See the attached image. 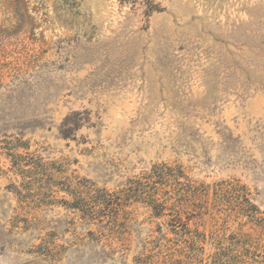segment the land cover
Masks as SVG:
<instances>
[{
	"label": "rangeland",
	"instance_id": "rangeland-1",
	"mask_svg": "<svg viewBox=\"0 0 264 264\" xmlns=\"http://www.w3.org/2000/svg\"><path fill=\"white\" fill-rule=\"evenodd\" d=\"M0 264H264V0H0Z\"/></svg>",
	"mask_w": 264,
	"mask_h": 264
},
{
	"label": "trees",
	"instance_id": "trees-1",
	"mask_svg": "<svg viewBox=\"0 0 264 264\" xmlns=\"http://www.w3.org/2000/svg\"><path fill=\"white\" fill-rule=\"evenodd\" d=\"M120 4L125 5V4H130V3H136V0H118ZM85 115V118L81 119L82 116ZM90 119V113L84 112H75L73 113L69 118H67L64 122L63 125V131H62V136L63 137H70L69 135H72L73 132L78 130L82 123H87L89 122Z\"/></svg>",
	"mask_w": 264,
	"mask_h": 264
}]
</instances>
